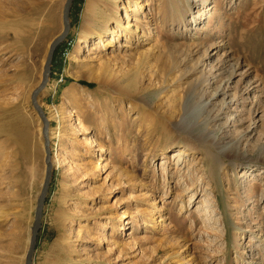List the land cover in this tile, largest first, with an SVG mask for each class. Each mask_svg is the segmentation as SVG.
Wrapping results in <instances>:
<instances>
[{
    "label": "rangeland",
    "instance_id": "obj_1",
    "mask_svg": "<svg viewBox=\"0 0 264 264\" xmlns=\"http://www.w3.org/2000/svg\"><path fill=\"white\" fill-rule=\"evenodd\" d=\"M65 1L0 0V264L25 261L45 174L30 96ZM197 1L72 3L37 98L60 162L33 264H264V0ZM185 137L213 160L174 169ZM149 201L158 226L131 219Z\"/></svg>",
    "mask_w": 264,
    "mask_h": 264
},
{
    "label": "water",
    "instance_id": "obj_2",
    "mask_svg": "<svg viewBox=\"0 0 264 264\" xmlns=\"http://www.w3.org/2000/svg\"><path fill=\"white\" fill-rule=\"evenodd\" d=\"M73 2L74 0L65 1L63 11H62L63 29L61 33L51 42L49 46L47 57H46V60L43 66L41 82L30 96V101H31L33 110L36 112L42 124L41 135H42V140H43L45 174H44V180L42 183V187L40 190V194H39L35 212H34V220H33V224L31 227L29 244H28L26 255H25L24 264H33V253L35 250L37 236L41 228V217H42L43 207H44V203H45V200L48 194L51 177L53 174V165L51 164V146H50L49 135H48L49 123L42 109L39 107L37 103V98L40 95V93L45 89L48 83L49 75L51 72L50 68H51V62L53 59V54L56 48L65 40L68 34V31L70 28L69 14H70L71 5Z\"/></svg>",
    "mask_w": 264,
    "mask_h": 264
},
{
    "label": "bare ground",
    "instance_id": "obj_3",
    "mask_svg": "<svg viewBox=\"0 0 264 264\" xmlns=\"http://www.w3.org/2000/svg\"><path fill=\"white\" fill-rule=\"evenodd\" d=\"M193 2L195 3H198L197 0H192ZM202 1V3H206L205 0H200ZM93 0H87L86 2V9H87V12L91 11L92 10V7L94 5V3H92ZM141 8V7H140ZM100 40H102V38H99ZM100 42V41H99ZM98 42V44H99ZM101 44V43H100ZM99 44V46H100ZM97 49V47L94 45V47H91L90 49H88V52L87 54H91L93 53V51H95ZM92 51V52H91ZM91 56V55H90ZM87 57V56H86ZM75 60H78V59H75ZM78 62V61H77ZM197 106L195 107H192L190 109H188L186 112H185V115L182 117L181 121L178 122L176 125L179 127V128H185L183 129L184 131H187L188 132V128L190 129L191 127V124L193 122V119H194V116H195V111H196V108ZM72 113V112H70ZM70 115V114H69ZM80 123V122H79ZM77 126H78V123L76 122ZM80 125V124H79ZM79 127V126H78ZM41 130H42V127H41ZM77 131V130H76ZM76 133V132H75ZM77 134V133H76ZM189 134V133H188ZM49 135V134H48ZM190 136H192L191 134H189ZM42 136V135H41ZM80 136V135H79ZM193 137V136H192ZM206 137V138H205ZM205 137H201L200 140H203L204 142H206L207 140L209 141V143L211 142L212 145L216 146L217 148H219L220 146L216 143L215 139H210V137H212L210 134H205ZM42 139V138H41ZM43 141V140H42ZM49 141H51V139L49 138ZM52 145H51V151L53 150V143L52 141L50 142ZM207 143V142H206ZM182 146L179 147V149H177V154L176 152L174 154L175 157H178L175 161H174V169H178L180 166H182L183 164V160H181V157H184V156H192V155H195V154H202L201 152H203V156L204 158H207V159H210V155L205 152L203 149H201L197 144H195L190 138H187L185 137L184 138V141L182 142L181 144ZM220 149V148H219ZM83 153V152H81ZM84 154V153H83ZM77 157V158H76ZM75 158L78 160V158H80V154L77 153ZM83 158V157H82ZM187 158V157H186ZM74 159V158H73ZM215 161H216V158H214ZM60 159L58 158L57 155L55 154H51V164L52 165H55L57 164ZM76 160V162H77ZM81 160V159H80ZM79 160V161H80ZM211 160H213L211 158ZM73 162V161H72ZM218 162V161H217ZM77 164V163H75ZM72 168V167H71ZM180 169V168H179ZM195 188L194 187H190L189 189L186 190V192L188 194H190L191 192H194ZM192 196H195V194H191ZM149 197V196H148ZM145 207L144 208H138L135 212H133L131 214V219L133 222L135 223H140V219L141 217H144L145 219L148 220V222L152 223V225H157L159 223H161V219L158 220L157 218V212L159 211H162L163 208L162 207H158V204L155 202V201H149L148 203L146 202L145 204ZM125 218V217H124ZM142 220V219H141ZM134 223V224H135ZM144 224V223H143ZM160 225V224H159ZM140 226V225H139ZM158 226V225H157ZM108 239V238H107ZM101 241V240H100ZM102 241L104 242L105 239H102ZM107 242V241H106ZM101 244V243H100ZM250 264H252V262H250Z\"/></svg>",
    "mask_w": 264,
    "mask_h": 264
},
{
    "label": "built area",
    "instance_id": "obj_4",
    "mask_svg": "<svg viewBox=\"0 0 264 264\" xmlns=\"http://www.w3.org/2000/svg\"><path fill=\"white\" fill-rule=\"evenodd\" d=\"M85 0H80L79 2H84ZM72 44L70 42H68L65 46V48H63V51H62V57L63 58H68L69 57V54H70V51L72 49Z\"/></svg>",
    "mask_w": 264,
    "mask_h": 264
},
{
    "label": "crops",
    "instance_id": "obj_5",
    "mask_svg": "<svg viewBox=\"0 0 264 264\" xmlns=\"http://www.w3.org/2000/svg\"><path fill=\"white\" fill-rule=\"evenodd\" d=\"M80 1V0H79ZM78 2V1H77Z\"/></svg>",
    "mask_w": 264,
    "mask_h": 264
}]
</instances>
